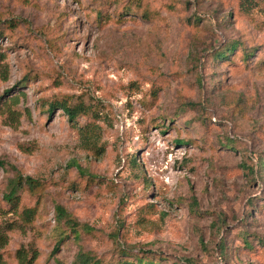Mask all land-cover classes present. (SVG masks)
<instances>
[{
  "label": "rangeland",
  "instance_id": "374dc122",
  "mask_svg": "<svg viewBox=\"0 0 264 264\" xmlns=\"http://www.w3.org/2000/svg\"><path fill=\"white\" fill-rule=\"evenodd\" d=\"M0 57V264H264V0H0Z\"/></svg>",
  "mask_w": 264,
  "mask_h": 264
},
{
  "label": "trees",
  "instance_id": "16d2710c",
  "mask_svg": "<svg viewBox=\"0 0 264 264\" xmlns=\"http://www.w3.org/2000/svg\"><path fill=\"white\" fill-rule=\"evenodd\" d=\"M236 43L230 44L228 47H225L223 50L217 52L215 54V58L217 61L225 60L236 48H237ZM249 53L244 54V59H247L248 56H250ZM1 60V57H0ZM18 101L17 96H13L10 98V103L12 105L16 106V103ZM57 108L58 111H61L66 117L67 120L73 124H75V121L77 118L82 117L86 114V109L82 106H69L65 104L64 102H51L48 105V113H50L53 109ZM82 130V136L87 139L91 138L93 136H97V128H89V126H86L85 128H80ZM224 148L228 151H232L233 146H232V141L231 139L227 140V143L224 144ZM0 167L4 168V164L0 162ZM259 169L261 172L264 171V162L260 161L259 162ZM80 173L84 174L83 172L79 171ZM24 187L27 188L29 191H34L38 187V182L32 180L29 177L23 178L20 175H15L14 178L9 180L7 182V187H6V192L3 194V200L8 203L11 207V209H14L15 207L18 206L19 204V196L18 192H20ZM195 205V201L193 200L192 202ZM55 211V220L57 222L65 221L66 224L69 226H76L78 227L79 225L75 223V221L71 218L70 214H68L63 208L60 206H55L54 207ZM36 213L35 208H26L23 209L20 213V217H22L23 220L26 222H31L33 216ZM73 233H76L73 232ZM6 244V236L2 232H0V248L3 247ZM246 247H250L249 243L245 242ZM222 247H223V242L219 245V251L222 253ZM264 247V244H263ZM19 257V264H32V259L30 261H26L24 257L21 255ZM84 255L81 254L80 257V262L79 264H87V260H85ZM96 264V263H94ZM123 264H160V260H156L153 257H148L146 255L144 256H135L134 257V262H124Z\"/></svg>",
  "mask_w": 264,
  "mask_h": 264
}]
</instances>
